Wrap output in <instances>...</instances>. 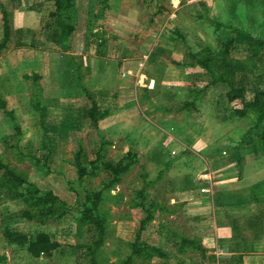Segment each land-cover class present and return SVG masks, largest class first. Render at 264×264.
I'll return each mask as SVG.
<instances>
[{
  "label": "crops",
  "instance_id": "crops-1",
  "mask_svg": "<svg viewBox=\"0 0 264 264\" xmlns=\"http://www.w3.org/2000/svg\"><path fill=\"white\" fill-rule=\"evenodd\" d=\"M86 3L96 13L89 9L83 25L77 14L72 21L73 32L80 26L85 34L78 50L71 47L73 32L63 46L40 31L42 18L44 25L50 20L52 1L0 0V104L19 128L0 105V161L37 186L14 169L13 160L29 163L43 182L50 181L51 172L42 167L52 160L54 146L61 149L67 135L93 130L99 134L95 152L101 147L114 159L111 152L120 158L131 149L148 167L142 179L147 175L166 186L172 203L165 210L182 224L174 222L164 239L194 240L204 250L198 254L216 264L264 262V152L256 116L251 111L237 116L232 103L241 98L230 102L228 82L214 80L210 71H227L245 100L264 92V0ZM2 7L9 26L4 44ZM92 104L106 113L96 127L85 114ZM102 139L108 143L101 146ZM77 141L84 148L81 137ZM8 148L10 160L4 158ZM3 172L0 168V204H20L3 218L4 232L18 231L11 225L26 219L19 216L24 202L6 197ZM115 188L110 189L114 205L121 202ZM154 208L162 212L164 207ZM156 210L153 221L159 217V227L163 215ZM191 247H182L180 240L175 252L186 260L196 253Z\"/></svg>",
  "mask_w": 264,
  "mask_h": 264
},
{
  "label": "rangeland",
  "instance_id": "rangeland-1",
  "mask_svg": "<svg viewBox=\"0 0 264 264\" xmlns=\"http://www.w3.org/2000/svg\"><path fill=\"white\" fill-rule=\"evenodd\" d=\"M88 1L77 0L76 2L77 18L83 21L82 25L88 17L89 9L92 10L93 7V5L89 6L86 3ZM93 11H95L94 7ZM93 13H96V11ZM42 21L40 31L44 32L45 19L42 18ZM101 28H104L103 25ZM100 29L98 30L101 31ZM84 36L83 29H80V26H78V29L71 36V47L79 50L80 46L84 43ZM95 38L97 39V37ZM134 39L137 40L136 38H132V40ZM105 40L108 43V36ZM95 44L91 41L90 48L92 55L94 54ZM111 77L114 79L113 75ZM78 102L80 104V100ZM80 137L84 148L77 141ZM13 139L12 137L9 138V142L13 141ZM47 140L48 143H51V138L49 140L47 137ZM98 141L99 134L93 130L85 132L82 136L79 133L67 135L65 147L56 149L55 145L52 160H49L47 167H42V170L44 168L45 170L48 169L51 172L50 174H52V178L47 182H43V179L39 176L40 171L37 173L29 163L25 162L21 164L19 161L13 160L12 164L15 170L26 173L28 179L35 182L42 190L48 191L50 189L58 196L59 201H56L53 206L55 215L46 217L45 222L34 219H22L21 222L15 223L14 226L11 225V227L23 233L28 240L26 244H22L21 246L11 245L6 242L7 238L5 237L3 227V224L6 225L4 222L7 220L3 218L7 214L16 211L20 204L8 201L3 205L0 204V264H92V262H95V264H122L130 255L131 242L135 241L137 233H141L140 239L161 247L164 254L156 255L154 253V255L148 254L149 256L147 255L143 258L135 257L134 264H216L213 259L202 257V255L198 254V251L189 254L186 259L187 261L182 260L180 257H183V254L178 255V258L175 252L179 248L181 237L177 239L171 237L163 238V233H168L174 229V222L179 221V224H182L181 219H177L178 215H175L176 218L173 216L170 219V213L165 210V207L168 205L167 202H170L169 197L165 195L166 186L161 181L147 180V175L145 179H142L144 171L147 173L148 167H142L139 160L134 167H131L130 170L122 175L121 181L115 184V186L119 187V190L117 191L115 188V191L121 196V202L117 199L116 205H114L115 201L112 203V197L116 195H108V191H105V195L108 196L100 203L99 210L104 216L103 237L102 235L100 236V229L95 223L96 221H82L81 209L83 208V203L86 201V195L90 191L101 188L103 182L109 179V175L107 172L101 171L95 178L88 176L78 180L72 159L76 151L81 149L86 155V159L93 160ZM102 152L108 159L117 160L119 158L117 156L118 152H111V155L116 156L114 159L108 156L107 150ZM41 153L35 151L36 155H40ZM11 154H13V150L12 148H8L6 154H4V158L10 160L12 158ZM155 155H159V153ZM114 192L111 191L112 194ZM139 203L145 204V208L136 207ZM155 205H162L164 207L161 210L162 212H160V209L156 210L154 208ZM21 207H24L23 204ZM147 208L151 210L150 212L159 211L163 215L161 217L163 220L160 221V224L161 222L164 224L157 227L159 217H155L156 219L153 221L155 216L153 213V218L143 223L142 229H144V232H142L140 222L146 217ZM59 214H61V217ZM56 215H59V218ZM128 216L129 219H127ZM180 225H177V228ZM183 228L187 230L186 227ZM39 233H46L51 241L59 244V247L50 253H40L39 256H33L28 249V245ZM166 235L168 236L169 234ZM101 239L103 240L101 246L98 248L96 243ZM239 262L242 264L241 260ZM257 264H264V262Z\"/></svg>",
  "mask_w": 264,
  "mask_h": 264
},
{
  "label": "trees",
  "instance_id": "trees-1",
  "mask_svg": "<svg viewBox=\"0 0 264 264\" xmlns=\"http://www.w3.org/2000/svg\"><path fill=\"white\" fill-rule=\"evenodd\" d=\"M52 1L54 5V10L49 13L50 20L44 25V35L47 40L53 41L57 44H62L66 46L68 44L71 33L74 30L72 21L76 17V2L77 0H48ZM106 7V5H105ZM3 14V25H4V40L1 44H4L9 36V26L7 15L8 12L2 7ZM206 60H200V64L203 67H206ZM225 65H229V61H222ZM213 74L214 80H224L228 82L229 91L226 93V96L232 102L237 98H241L239 102H233V110L237 116H243L246 112L251 111L256 116L255 128L258 129L256 137L259 139V146L261 152H264V125H261V122L264 118V92L257 91L253 99L245 100L243 95V89L234 87L227 80V71L219 70L212 67L210 70ZM239 103V105H238ZM4 109L5 113L11 119V122L19 132V128L14 124V118L11 113L7 112L4 108V103L0 104ZM94 126H97V121L105 116L104 111L97 110L96 106L92 104L85 112ZM108 143L105 139H102L101 146ZM138 162L137 152L129 149L122 157L117 161L108 159L105 157V154L102 152L100 147L95 155L93 160L86 159V155L82 152L81 149H78L73 156L72 163L75 167L76 174L78 179L83 177L90 176L95 177L101 171L107 172L109 179L106 182H103V186L97 190L90 191L86 195V201L83 203V208L81 209V219L82 221L94 220L100 229V236L104 235V216L99 212L100 203L110 194V189L115 186L124 173L131 169L133 165ZM0 168L4 170L2 175L1 184L6 187L8 194L14 198H21L24 202V207L20 210L19 216L29 219L37 220L40 222H45V218L49 216H54L55 212L53 211V206L56 201H59L57 195H55L51 190L44 191L39 189L34 184L26 181L24 178L17 176L7 165L0 161ZM108 189V190H107ZM105 191H108V195H105ZM136 207L141 209L145 208V204H137ZM146 210V217L140 222L141 231L143 230L142 225L145 221H150L153 216V211ZM98 213V214H97ZM61 217V214H59ZM59 215L58 216L59 218ZM140 231V232H141ZM140 234H136V239L131 243V252L126 260L122 264H134V258H143L148 254L154 255H163L164 252L160 247L149 245L145 242L140 241ZM5 237L9 242H15L17 244H26L28 241L26 236L19 231H12L7 229L5 231ZM103 239L96 243L98 248L101 246ZM192 244V249L200 252L204 255V250L200 247L198 242L190 240L186 237H181V246H188ZM59 247L57 242L51 241L50 237L46 233H39L34 240L29 242L28 249L33 256H39L40 253H50L55 248ZM181 248V247H180ZM149 256V255H148ZM95 264V262H92Z\"/></svg>",
  "mask_w": 264,
  "mask_h": 264
}]
</instances>
